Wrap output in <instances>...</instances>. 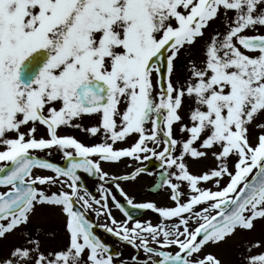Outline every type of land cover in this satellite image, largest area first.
I'll return each instance as SVG.
<instances>
[{
	"label": "snow or ice",
	"instance_id": "obj_1",
	"mask_svg": "<svg viewBox=\"0 0 264 264\" xmlns=\"http://www.w3.org/2000/svg\"><path fill=\"white\" fill-rule=\"evenodd\" d=\"M144 173L169 204L129 195ZM257 223L264 0H0V264H222L210 249ZM239 264H264V237Z\"/></svg>",
	"mask_w": 264,
	"mask_h": 264
},
{
	"label": "rangeland",
	"instance_id": "obj_2",
	"mask_svg": "<svg viewBox=\"0 0 264 264\" xmlns=\"http://www.w3.org/2000/svg\"><path fill=\"white\" fill-rule=\"evenodd\" d=\"M85 123L87 124L88 122L85 121ZM65 131H66V134L76 135L79 139L85 140V134L83 133H80L75 130H65ZM41 133H43V130H41ZM88 142H97V141L91 140ZM40 155H44V154L41 153ZM60 156L61 155L59 153H55V151H53L50 159L58 160ZM188 162L190 165V169L193 172L202 171L204 169L205 164L214 163L212 160H208L204 162H196L193 160H189ZM115 171L120 172L123 170H120V167H119L115 169ZM124 171H128V170L126 169ZM45 174H51V173H45ZM153 179L154 177H152L151 175L144 174V175H141L136 182L126 184L124 185V187H125V190L129 193V195L135 196L136 202L155 201L161 205L169 204L170 201L168 199V192L166 190L162 189L159 194L152 195V196H150L147 193L146 189L152 185ZM91 188L96 191L95 181L93 182ZM113 214L117 217V219L119 220L122 219L119 215H116L115 213ZM150 215L153 216L152 219H153V222H155V216L151 212L144 214L141 220L150 218ZM62 219L63 218L59 215L57 211L51 210V209H42L37 213L35 217H33L34 226L43 225L45 229L55 230L56 236L54 239L49 240L47 237H44V239L47 241V243L51 247L59 246L64 240ZM262 237H264V225L257 223L256 230L254 232L239 233L236 236H233L231 239H229L226 243L222 244L219 248H212L210 249V251H212L214 254L218 256V258L221 259L222 264H239V258H240V254L243 249L244 243L247 240H255V239H260ZM21 239L22 237H19V236L12 237L10 238V242L16 243V242H19Z\"/></svg>",
	"mask_w": 264,
	"mask_h": 264
},
{
	"label": "flooded vegetation",
	"instance_id": "obj_3",
	"mask_svg": "<svg viewBox=\"0 0 264 264\" xmlns=\"http://www.w3.org/2000/svg\"><path fill=\"white\" fill-rule=\"evenodd\" d=\"M144 163L149 169L152 170L153 173H156L159 171L158 163L156 161L153 160L150 164L147 161H145ZM120 170L124 171L126 169L124 168L123 165H120ZM127 170H129V169H127ZM117 172H119V171H117ZM144 174L148 175L147 173H144ZM144 174H141V175H144ZM151 176L154 177L153 183H152V184H154L156 175H151ZM161 190L162 189H160L157 194H159L161 192ZM157 194H155V195H157ZM117 195H118V193H117ZM118 197H119V195H118ZM117 211L118 210L113 209V213L116 214ZM150 218H153V216L150 215ZM102 222H103V220H102ZM97 232L99 235H101L102 238H104L106 240V242L112 244L115 249L123 251L125 255L132 254V252H130V251H132L130 248H127V247L120 245L116 240H114L111 236L106 235L102 230L98 229Z\"/></svg>",
	"mask_w": 264,
	"mask_h": 264
},
{
	"label": "water",
	"instance_id": "obj_4",
	"mask_svg": "<svg viewBox=\"0 0 264 264\" xmlns=\"http://www.w3.org/2000/svg\"><path fill=\"white\" fill-rule=\"evenodd\" d=\"M141 215H138V217H140Z\"/></svg>",
	"mask_w": 264,
	"mask_h": 264
}]
</instances>
